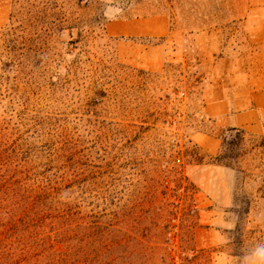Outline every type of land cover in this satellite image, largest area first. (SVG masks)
I'll return each mask as SVG.
<instances>
[{
    "label": "rangeland",
    "instance_id": "obj_1",
    "mask_svg": "<svg viewBox=\"0 0 264 264\" xmlns=\"http://www.w3.org/2000/svg\"><path fill=\"white\" fill-rule=\"evenodd\" d=\"M18 179L110 220L96 264H264V0H0V264H47Z\"/></svg>",
    "mask_w": 264,
    "mask_h": 264
},
{
    "label": "trees",
    "instance_id": "obj_2",
    "mask_svg": "<svg viewBox=\"0 0 264 264\" xmlns=\"http://www.w3.org/2000/svg\"><path fill=\"white\" fill-rule=\"evenodd\" d=\"M230 130L235 131L234 137L223 138L224 148L228 150L244 140L243 130ZM37 181L16 180L12 192L3 199L7 207L1 222H22L19 249L24 251L43 248L47 264H96L100 256L106 257L112 250V242L108 237L110 231L107 226L99 227L92 222L110 220H102L103 216H99L98 220L88 221L75 217L74 211H71L66 202L48 192V183ZM39 190L45 195L44 199H39ZM48 226L51 230H45ZM100 228L106 232L107 238L103 234L98 237ZM28 234L29 237L26 238Z\"/></svg>",
    "mask_w": 264,
    "mask_h": 264
},
{
    "label": "clouds",
    "instance_id": "obj_3",
    "mask_svg": "<svg viewBox=\"0 0 264 264\" xmlns=\"http://www.w3.org/2000/svg\"><path fill=\"white\" fill-rule=\"evenodd\" d=\"M253 255L264 259V246L257 247Z\"/></svg>",
    "mask_w": 264,
    "mask_h": 264
},
{
    "label": "crops",
    "instance_id": "obj_4",
    "mask_svg": "<svg viewBox=\"0 0 264 264\" xmlns=\"http://www.w3.org/2000/svg\"><path fill=\"white\" fill-rule=\"evenodd\" d=\"M153 34H155V35H159V36H163V35H165L166 34V31H161V32H155V33H153Z\"/></svg>",
    "mask_w": 264,
    "mask_h": 264
}]
</instances>
